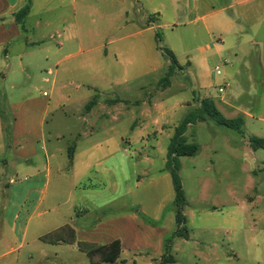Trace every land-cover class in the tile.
I'll return each instance as SVG.
<instances>
[{
	"label": "crops",
	"instance_id": "crops-1",
	"mask_svg": "<svg viewBox=\"0 0 264 264\" xmlns=\"http://www.w3.org/2000/svg\"><path fill=\"white\" fill-rule=\"evenodd\" d=\"M252 1L258 0H0V79L3 89L6 88L9 74H26L27 80L31 81L35 74L31 75L30 71L38 72L41 67L48 65L56 67L54 71L44 69L49 75H54V85L59 76L63 88L75 85L76 91L89 88L97 94L87 99L84 108L80 106L75 113H71L77 127L74 131L76 144L71 147L59 144L64 137L59 133L53 134L40 149L30 146V135L34 136L28 130L34 120L33 103L28 98L23 102L24 109L20 111L22 121L16 126L17 132L12 135L14 139L7 146L0 144V153L6 150L13 153L11 158L16 172L33 173L23 183L15 184L12 179L14 186L10 188L11 195L25 190L24 200L30 204L27 209L22 207L20 212L12 216L3 209L0 190V261L17 253L5 264H45L42 262L46 256L45 248L40 245L44 243L42 237L59 232L67 226L74 229L78 242L107 245L120 240L121 255L126 250L138 251V246L142 245V248L155 249L159 251L160 257L163 256L164 235L172 234L176 229L172 209L175 191L172 176L167 169H163L148 187L154 190L152 208L141 206L134 213L124 212L113 219L102 217L89 220L94 210L100 211L112 205L109 200L104 201L102 206H93L94 197L102 196L107 190V186L99 190L102 185L93 180L94 169L103 166L107 175L114 168L130 163V150L126 147V144L130 146L129 139L123 138L122 132L113 133V122L121 121L125 114L135 110V128L137 121H144L148 116L144 107L157 106L154 98L131 100L118 95L114 90L129 88L130 82L143 90V78L163 68L164 54L156 42L157 30L164 29L172 33L181 31L187 38L186 51L180 48L183 43L180 32L167 38L169 50L174 53L179 68L186 67L189 72L204 73L215 60L224 62L222 82L234 77L235 80L239 78L240 82L244 81L248 91H242L241 95L248 99V107L238 105L237 100L231 104L224 98H221V103L228 110H236L246 118L264 121V16L247 15V5ZM54 5L60 11L68 8L72 17L71 25H63L65 33L59 35L61 41L52 44L53 35L49 33L30 38L25 27L30 18L36 17L38 26L50 27ZM26 7L29 10L22 24L16 15ZM237 8L242 12H236ZM101 10H105V15ZM252 10L256 12L253 7ZM62 14L63 19L65 14ZM98 16L105 17L108 25L102 35L94 29L99 22ZM105 40L106 43H103ZM98 48L105 49L100 56L108 60L107 69H99L100 73H106L100 79L92 75V65L98 56L91 54ZM84 56L87 59L83 64L68 66V63ZM170 66L171 61L169 69ZM84 71L85 76L78 78L73 74ZM203 86L201 90L209 87ZM17 87L12 84L10 89ZM99 88H106L108 93H116L117 96L103 100L97 91ZM205 98H199L198 103L188 100L182 106L191 109L197 104L199 108L201 100ZM63 100L69 102V106L73 105L71 97L63 96ZM94 100L95 103L88 107ZM13 105L17 106L18 103ZM62 107L65 108L66 104L63 103ZM49 111L48 104L40 117L39 136L42 139L39 143L44 141L43 126ZM2 127L0 113V134L3 133ZM164 127L169 128L171 125ZM2 165L9 167L8 160L0 154V176L6 174ZM53 176L55 188L51 191ZM119 181L117 196H125L126 187L130 189L129 184L124 176H120ZM161 185L166 188L162 199L157 193ZM137 191L138 187L135 195ZM65 196L67 199L63 201ZM64 204L67 208L61 212ZM170 208L173 213L166 214ZM157 230L164 232L153 241ZM11 238L17 242V247L9 245ZM4 245L5 250L2 248ZM26 245L32 248L25 252L26 256H22L21 250Z\"/></svg>",
	"mask_w": 264,
	"mask_h": 264
},
{
	"label": "rangeland",
	"instance_id": "rangeland-1",
	"mask_svg": "<svg viewBox=\"0 0 264 264\" xmlns=\"http://www.w3.org/2000/svg\"><path fill=\"white\" fill-rule=\"evenodd\" d=\"M248 4V16H264V8L260 7L264 6L263 0L252 1ZM252 7L256 9V12L252 10ZM53 8L50 27L38 26V19L30 18L25 25L30 38L49 33L53 35L52 44L56 45L61 41V36L65 33L63 25L64 23L71 25L72 17L69 15L68 8L61 11L55 5ZM235 10L242 12L240 8ZM62 12L65 14L63 19L61 18ZM101 13L105 15V10H101ZM97 18L99 22L94 29L102 35L108 27L107 21L105 17L98 16ZM157 32L156 42L164 54L163 68L143 78L142 83L145 86L143 90H139L134 82L128 84L129 88L114 90L118 95L131 100L154 98L157 106L153 108L145 106L148 116L144 121L143 119L137 121L135 128H133L136 122L135 110L125 114L121 121L113 122V133L122 132V137L129 139L130 146L126 144V147L130 150L128 155L130 163L121 168H114L107 175L103 166L94 169L92 178L102 185L99 190L106 186L107 190L102 193V196L94 197V205H92L102 206L104 201L109 200L112 201V205L100 211L94 210L89 220L102 217L106 220H109V217L113 219L124 212L134 213L141 206L152 208L154 190L151 191L148 187L163 169H167L168 149L176 127L188 114L193 113L195 116L194 113L197 114L200 109L197 104L196 107L189 109L182 106V103L188 100L191 102L195 100L193 103H198L199 98L206 96L214 102L225 118L230 120L242 118L244 124L240 130L233 129L220 125L207 116L205 121H198L187 127L184 134L186 144H196L198 152L194 156L171 159V164L172 167L177 165L179 169L188 201L184 212L187 218L186 228L189 238L175 237L169 243L171 254L175 258V262L170 264H264V149H257L251 143L254 137L264 140V121L246 118L236 110H228L227 106L221 103V98H224L231 104L237 100L238 105L248 107V99L241 95V92L248 91V88L244 85V81L240 82L239 78L235 80V77L223 83L224 75L218 76L215 71L216 67L220 66L222 72L225 73V64L220 60L210 63V67L204 73H192L186 67L181 69L175 67L173 74L168 75L170 61L164 52L169 49L167 38L180 32V38L183 41L180 47L182 51L187 50V38L181 31L172 33V31L161 29ZM104 51L105 49L98 48L91 54L98 56L97 61L92 65V75L98 79L106 74L100 73L99 69L106 70L108 65V60L100 56ZM86 59V56L75 59L68 63V66H78ZM44 69L54 71L56 67L45 65L38 72L30 71L31 75L35 74L31 81L27 80L26 74H9L5 89L2 88L0 79V113L3 121L0 144L7 146L14 139L12 135L17 132L16 126L22 121L20 111L24 109L23 102L27 98L33 103L32 114L34 115V120L28 129L34 134V136L30 135V146L34 145L40 149L45 141L48 142L53 134L58 133L64 136L59 144L65 147L76 144L74 131L77 127L71 113H75L80 106L84 108L87 99H91L96 91L89 88L76 91L77 86L75 85H66L63 88L59 76L56 77L54 85V75H49ZM73 74L78 78L85 76L86 71ZM75 82L79 83V81ZM12 84L18 87L10 89ZM203 85L209 87L201 90L200 87H204ZM220 87L224 89L223 93H219ZM97 91L103 100L117 96L116 93H108L106 88H99ZM63 96L71 97L73 105L69 106V102L63 100ZM14 103L18 105L14 106ZM63 103L66 104L65 108L62 107ZM48 104L50 111L43 126L44 141L39 143L42 139L39 136L40 117ZM166 125H171V127H166V129L164 127ZM0 154L8 160L9 164V167L1 166L6 169V174L0 176L3 209L13 216L16 212H20L22 207L27 209L30 203L24 200L25 190L23 189L10 194V188L14 186L11 181L14 179L15 184L26 182L33 176V173L16 172L13 158H11L12 152L6 150ZM120 176H124L126 183L129 184L130 189L126 187L125 196H117ZM137 187L138 193L135 195ZM50 188L54 191V176ZM165 191L164 185L158 188L157 193L160 194L161 199L165 197ZM50 194L52 195L51 192ZM66 199V196L62 198L63 201ZM66 208L64 204L60 211L64 212ZM167 213H173L172 209ZM109 214L111 216H108ZM163 232L164 230L161 231ZM161 233L157 230L153 241L159 239ZM31 235L32 232L30 237ZM164 236L167 239L171 234L167 233ZM152 243L154 246L155 243ZM9 245L18 246L12 238L9 240ZM40 245L45 248L46 256L42 261L45 264H111L103 262L98 255L91 257L82 252L77 243L45 244L44 242ZM142 247L139 245L138 251L126 250L116 264H161L164 254L160 257L159 251L146 250ZM2 248L5 250V245ZM31 248L26 245L21 250L22 256H26L25 252ZM16 255L17 253L1 260L0 264H5L9 258ZM34 256L37 258L36 255Z\"/></svg>",
	"mask_w": 264,
	"mask_h": 264
},
{
	"label": "trees",
	"instance_id": "trees-1",
	"mask_svg": "<svg viewBox=\"0 0 264 264\" xmlns=\"http://www.w3.org/2000/svg\"><path fill=\"white\" fill-rule=\"evenodd\" d=\"M29 7H26L22 11H20L16 17L20 23L23 24V19L26 16ZM165 55L170 59L171 66L169 69L168 75H172L175 67H179L178 61L174 55V53L167 49L164 51ZM95 103V100L92 101L88 107H91ZM188 114L180 125L176 127L174 136L171 139V143L168 149V162H167V170L170 171L173 180V186L175 191V199L172 203V209L175 214L176 220V229L171 234L169 238L165 241V252L162 259L161 264H170L175 262L174 256L171 254V246L170 242L175 237H184L186 239L189 238L188 230L186 228L187 218L185 215V208L188 205V201L183 189V184L181 177L178 172L177 165L172 167L171 159L174 160L176 157L181 156H194L198 152V146L196 144H186L184 134L187 130V127L198 121H205L207 116L213 118L218 124L240 130L244 124L242 118L230 120L225 118L222 113L215 106L214 102L210 99H202L200 102V109L196 113ZM251 143L254 147L264 149V140L260 138H252ZM70 158L72 157V152L69 154ZM42 241L49 244H57V243H77L82 252H85L92 256H100L101 260L106 263L116 264L120 258L122 253V245L120 240H115L107 245H99L96 243L90 242H77L75 231L70 226L63 228L59 232L49 233L42 237Z\"/></svg>",
	"mask_w": 264,
	"mask_h": 264
},
{
	"label": "built area",
	"instance_id": "built-area-1",
	"mask_svg": "<svg viewBox=\"0 0 264 264\" xmlns=\"http://www.w3.org/2000/svg\"><path fill=\"white\" fill-rule=\"evenodd\" d=\"M215 71H216V74H217L218 76H221L222 73H223V72H222V68H221L220 66H217ZM219 92H220V93L224 92V89L220 87V88H219Z\"/></svg>",
	"mask_w": 264,
	"mask_h": 264
}]
</instances>
